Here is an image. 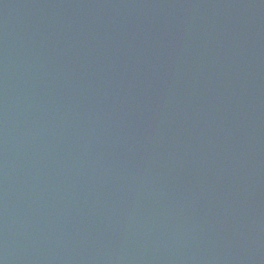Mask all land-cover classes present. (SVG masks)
<instances>
[{
	"label": "water",
	"instance_id": "95a60500",
	"mask_svg": "<svg viewBox=\"0 0 264 264\" xmlns=\"http://www.w3.org/2000/svg\"><path fill=\"white\" fill-rule=\"evenodd\" d=\"M0 264H264V29L0 0Z\"/></svg>",
	"mask_w": 264,
	"mask_h": 264
}]
</instances>
